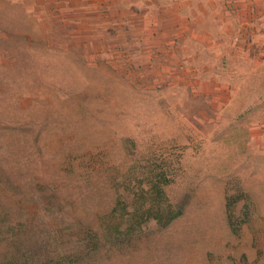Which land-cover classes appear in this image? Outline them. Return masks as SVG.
<instances>
[{"label":"rangeland","instance_id":"rangeland-1","mask_svg":"<svg viewBox=\"0 0 264 264\" xmlns=\"http://www.w3.org/2000/svg\"><path fill=\"white\" fill-rule=\"evenodd\" d=\"M160 174L182 216L83 264H264V0H0L1 237Z\"/></svg>","mask_w":264,"mask_h":264},{"label":"trees","instance_id":"trees-1","mask_svg":"<svg viewBox=\"0 0 264 264\" xmlns=\"http://www.w3.org/2000/svg\"><path fill=\"white\" fill-rule=\"evenodd\" d=\"M145 182L146 185H139L134 191L119 193L109 213L98 219L94 225H81L78 234L86 240V245L74 246L68 253L59 252L53 255L48 238L49 231L45 228H30V225L18 223L23 228L15 230L9 237H1L0 233V246L8 240V247L5 248L11 251L3 257L0 255V264L88 263L101 255L102 248L108 242L111 246H120L126 239L140 233L142 227L150 221H154L159 229L167 228L182 216L184 207L174 204L168 198L165 186L168 185L169 179L165 174L151 177ZM127 194L131 195L130 200L127 199ZM235 201L236 199L228 197L227 210ZM230 214L231 212H227L228 218Z\"/></svg>","mask_w":264,"mask_h":264}]
</instances>
